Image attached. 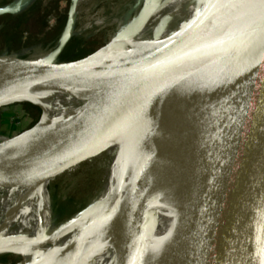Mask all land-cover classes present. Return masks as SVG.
<instances>
[{"label": "bare ground", "instance_id": "6f19581e", "mask_svg": "<svg viewBox=\"0 0 264 264\" xmlns=\"http://www.w3.org/2000/svg\"><path fill=\"white\" fill-rule=\"evenodd\" d=\"M77 1L79 34H87L92 27L98 31L112 28L105 42L92 53L94 61L81 70L62 75L47 88L43 81L47 72L55 68L47 63L52 50L21 60L0 61V99L27 97L50 111L33 132L0 149V253L13 250L22 254L18 264H148L154 247L139 249L141 234L150 203L163 188L164 156L182 115L190 67L182 64L174 69V88L168 94L160 87L158 72L163 67L155 63H149L143 70L132 68L108 75L102 72L123 59L148 53L158 57L188 35L211 0H191L186 15L175 25L174 7L184 0L158 1L147 14L139 13L137 25L132 16L122 17L120 7H111L114 12L107 17L93 12L96 3H104L101 0ZM32 2L16 0L4 9L17 15ZM145 3L149 8L152 0ZM263 5L264 0H234L220 24L210 23L205 32L234 31L241 27L238 23ZM232 14L233 18L228 19ZM252 21L247 24H254L255 20ZM65 86L69 88L67 93L60 91ZM144 93L138 115L102 143L79 151L49 143L50 133L71 124L77 116L88 120L90 125L71 136L97 132ZM42 138L46 139L37 145L24 146L26 141ZM89 162L91 167L101 168L99 194L77 216L52 228L51 183ZM237 179L241 192L239 200H234L230 194ZM214 182L220 210L248 198L264 200V131L220 165L204 181V186ZM132 187L137 190L126 201ZM63 225L68 232L66 240L52 246L51 236ZM253 250H259L264 264V239L262 247L259 240L213 251L193 257L191 264H215L218 256L219 262L227 259L235 264L237 258ZM30 251L36 258L33 262L24 255Z\"/></svg>", "mask_w": 264, "mask_h": 264}, {"label": "water", "instance_id": "95a60500", "mask_svg": "<svg viewBox=\"0 0 264 264\" xmlns=\"http://www.w3.org/2000/svg\"><path fill=\"white\" fill-rule=\"evenodd\" d=\"M158 1L161 0H152L149 8L144 3L140 16ZM233 2L211 0L188 35L158 57L148 53L123 59L102 72L108 75L132 68L143 70L155 63L163 67L158 72L160 87L168 94L174 88V69L182 64L190 67L182 115L164 156L163 188L150 203L141 234L139 249L154 247L148 264H191L195 256L264 239V200L248 198L220 210L216 205L215 182L204 186V181L220 165L264 131V5L238 23L241 27L234 31L205 32L210 23H219L230 12ZM4 6L7 5L0 6V15L12 13ZM72 20L71 13L58 46L47 57V63L55 68L46 74V88L62 75L81 70L96 59L92 52L82 58L60 61ZM239 20L237 17L236 21ZM252 20L254 24H247ZM15 58L21 57L0 61ZM60 91L67 93L69 88L65 86ZM145 96L146 93L137 96L123 114L114 116L97 132L71 136L90 125L77 116L71 124L45 137L59 148L79 151L94 147L132 122ZM21 102L33 104L24 97L0 99V106ZM40 109L41 116L46 115L45 108ZM39 120L29 129L0 141V149L33 132ZM46 138L26 141L24 146L37 145ZM136 190L132 187L125 200Z\"/></svg>", "mask_w": 264, "mask_h": 264}, {"label": "rangeland", "instance_id": "374dc122", "mask_svg": "<svg viewBox=\"0 0 264 264\" xmlns=\"http://www.w3.org/2000/svg\"><path fill=\"white\" fill-rule=\"evenodd\" d=\"M13 1L0 0V6L8 5ZM101 1L104 2V5L100 1L98 5L96 3L93 9L94 13L110 17L114 12L111 7H120L122 17L132 16L135 24L138 22L141 7L145 3V0ZM190 2L191 0H184L174 7L173 25L178 24L186 15ZM78 3L77 0H33L24 9V11L29 9L24 20H18L13 13L0 15V58L31 57L55 49L63 36L71 13L73 20L67 34L66 44L59 56L60 61L82 58L94 52L105 42L112 28L107 27L98 31L92 27L87 31V34H79L78 27L81 22L79 21L80 15H78ZM13 53L14 55H12ZM49 113L50 111L46 110V115L41 116L40 107L29 102L0 106V141L29 129L40 117L38 125L41 124L47 119ZM91 164V162L86 163L78 171L66 173L51 183L49 201L52 228L57 227L61 221L67 218L77 216L84 206L99 194L101 168L91 167ZM69 174H72L71 177H68ZM232 187L230 197L239 200L241 185L238 179ZM56 231V234L50 238L49 243L52 246L58 245L67 238L68 232L65 225L57 228ZM251 247L254 249V246ZM257 251H250L244 257L237 258L234 263L261 264L259 250ZM24 255L31 258L30 262L36 259L31 251ZM22 258L21 254L14 252L0 253V261L4 260V263H18ZM219 258L220 256L215 257V264H232L227 259L219 262Z\"/></svg>", "mask_w": 264, "mask_h": 264}, {"label": "trees", "instance_id": "16d2710c", "mask_svg": "<svg viewBox=\"0 0 264 264\" xmlns=\"http://www.w3.org/2000/svg\"><path fill=\"white\" fill-rule=\"evenodd\" d=\"M30 8H31V7H30ZM28 10H29V9H27V10H25V11H23V12L17 14V15H15L14 17L17 18L18 20H24L25 15H26V13L28 12ZM30 10H31V9H30Z\"/></svg>", "mask_w": 264, "mask_h": 264}]
</instances>
